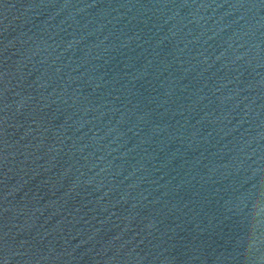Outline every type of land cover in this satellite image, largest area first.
Masks as SVG:
<instances>
[{
  "label": "water",
  "instance_id": "water-1",
  "mask_svg": "<svg viewBox=\"0 0 264 264\" xmlns=\"http://www.w3.org/2000/svg\"><path fill=\"white\" fill-rule=\"evenodd\" d=\"M0 264H264V0H0Z\"/></svg>",
  "mask_w": 264,
  "mask_h": 264
}]
</instances>
